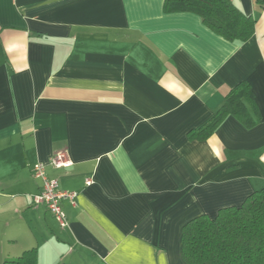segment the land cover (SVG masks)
Wrapping results in <instances>:
<instances>
[{"label":"crops","instance_id":"1","mask_svg":"<svg viewBox=\"0 0 264 264\" xmlns=\"http://www.w3.org/2000/svg\"><path fill=\"white\" fill-rule=\"evenodd\" d=\"M164 1L0 0V264H186L188 221L264 190V8L231 0L257 21L233 43ZM242 82L254 125L191 140ZM59 153L64 229L31 202Z\"/></svg>","mask_w":264,"mask_h":264},{"label":"trees","instance_id":"2","mask_svg":"<svg viewBox=\"0 0 264 264\" xmlns=\"http://www.w3.org/2000/svg\"><path fill=\"white\" fill-rule=\"evenodd\" d=\"M257 4L264 8V0H257ZM164 12L196 14L209 30L233 43H245L255 35V18L231 0H165ZM244 99H253L247 82L235 87L216 115L189 132V138L206 139L228 115L252 127ZM181 252L186 264H264V190L252 193L240 206L219 210L215 217L200 215L188 221L182 229ZM2 264H37V249Z\"/></svg>","mask_w":264,"mask_h":264},{"label":"built area","instance_id":"3","mask_svg":"<svg viewBox=\"0 0 264 264\" xmlns=\"http://www.w3.org/2000/svg\"><path fill=\"white\" fill-rule=\"evenodd\" d=\"M47 164L59 169L69 167L72 163L65 153L52 156L48 163H37L33 168V175L42 181V188L39 193L32 196L31 202L35 207L40 205L46 206L60 227L64 229L69 227V220L63 211L61 202L63 199H68L73 205H76L78 194L61 191L59 189V182L47 176L45 171ZM87 184H90V180H87Z\"/></svg>","mask_w":264,"mask_h":264}]
</instances>
